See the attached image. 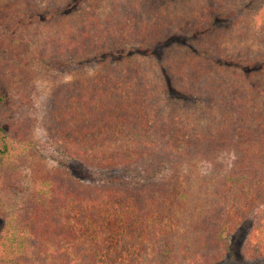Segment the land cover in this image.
Listing matches in <instances>:
<instances>
[{"label":"trees","instance_id":"1","mask_svg":"<svg viewBox=\"0 0 264 264\" xmlns=\"http://www.w3.org/2000/svg\"><path fill=\"white\" fill-rule=\"evenodd\" d=\"M27 1L0 0V166L36 60L91 68L44 114L109 178L40 175L18 215L0 194V264H215L243 221L264 260V0Z\"/></svg>","mask_w":264,"mask_h":264},{"label":"rangeland","instance_id":"2","mask_svg":"<svg viewBox=\"0 0 264 264\" xmlns=\"http://www.w3.org/2000/svg\"><path fill=\"white\" fill-rule=\"evenodd\" d=\"M16 2L17 0H12L11 4ZM28 2L35 4L37 10L43 8L45 12L57 9L55 3L49 0ZM71 2L73 0H66L64 9H68ZM28 8L29 6L27 10ZM5 48L8 54L12 51L7 43ZM29 64V72L22 82L24 98L18 99V109L10 117L16 127L18 136L13 141L18 149L10 161L3 162L0 166L1 198L6 202L9 211L17 215L23 212L25 199L40 175L55 174L66 179H81L83 182H97L109 178L105 171L101 172L102 169L92 167L86 162L61 160V154L47 131L48 121L44 114L48 97L57 86L71 82L76 77L89 75L91 68L74 66L62 70L52 65H43L36 60ZM120 170L113 172L125 174L128 168L125 166ZM123 174L121 178L128 177ZM248 224L247 221L241 222L229 235L230 250L222 261L215 264H264V260L253 262L244 259L242 250L249 233Z\"/></svg>","mask_w":264,"mask_h":264}]
</instances>
